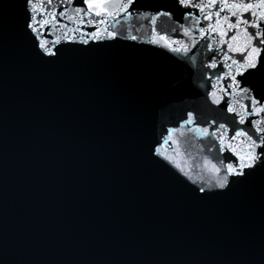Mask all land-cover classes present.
<instances>
[{
    "label": "water",
    "instance_id": "water-1",
    "mask_svg": "<svg viewBox=\"0 0 264 264\" xmlns=\"http://www.w3.org/2000/svg\"><path fill=\"white\" fill-rule=\"evenodd\" d=\"M18 16V0H0V256L11 264H264V183L197 203L137 152L141 134L159 140L202 109L211 83L200 47L166 59L126 39L150 36L134 12L117 18L114 48L41 67L19 42ZM157 26L177 35L167 18Z\"/></svg>",
    "mask_w": 264,
    "mask_h": 264
},
{
    "label": "snow or ice",
    "instance_id": "snow-or-ice-1",
    "mask_svg": "<svg viewBox=\"0 0 264 264\" xmlns=\"http://www.w3.org/2000/svg\"><path fill=\"white\" fill-rule=\"evenodd\" d=\"M137 3L18 0L16 33L31 61L49 68L114 48L117 18L130 19L134 12L147 21L150 36L129 31L126 39L157 46L166 59H172L169 53L187 57L199 46L211 83L202 109L188 110L159 140L141 134L139 158L197 203L264 183V0H164L148 5L151 10ZM162 17L173 23L176 36L158 30ZM177 157L193 162L182 166ZM0 264L11 262L0 256Z\"/></svg>",
    "mask_w": 264,
    "mask_h": 264
}]
</instances>
